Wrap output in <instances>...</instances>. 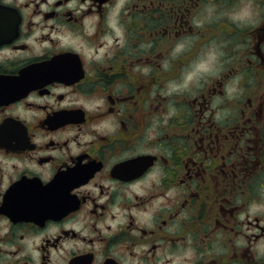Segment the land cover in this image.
Segmentation results:
<instances>
[{"label":"flooded vegetation","instance_id":"af4514ba","mask_svg":"<svg viewBox=\"0 0 264 264\" xmlns=\"http://www.w3.org/2000/svg\"><path fill=\"white\" fill-rule=\"evenodd\" d=\"M0 264H264V0H0Z\"/></svg>","mask_w":264,"mask_h":264}]
</instances>
